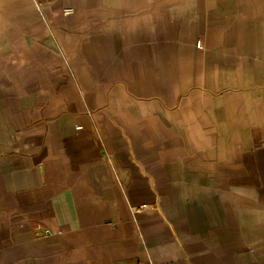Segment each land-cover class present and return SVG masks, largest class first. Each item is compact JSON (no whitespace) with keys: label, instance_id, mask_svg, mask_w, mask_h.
Returning a JSON list of instances; mask_svg holds the SVG:
<instances>
[{"label":"crops","instance_id":"1","mask_svg":"<svg viewBox=\"0 0 264 264\" xmlns=\"http://www.w3.org/2000/svg\"><path fill=\"white\" fill-rule=\"evenodd\" d=\"M0 264H264V0H0Z\"/></svg>","mask_w":264,"mask_h":264},{"label":"built area","instance_id":"2","mask_svg":"<svg viewBox=\"0 0 264 264\" xmlns=\"http://www.w3.org/2000/svg\"><path fill=\"white\" fill-rule=\"evenodd\" d=\"M71 10H66V14H68ZM147 207V205H139V206H134L132 207V212L135 213V212H138L140 210H143Z\"/></svg>","mask_w":264,"mask_h":264},{"label":"rangeland","instance_id":"3","mask_svg":"<svg viewBox=\"0 0 264 264\" xmlns=\"http://www.w3.org/2000/svg\"><path fill=\"white\" fill-rule=\"evenodd\" d=\"M66 10H71V11H70L68 14H66ZM72 13H73V9H72L71 7H67V8H64V9H63V14H64L65 16H71Z\"/></svg>","mask_w":264,"mask_h":264}]
</instances>
